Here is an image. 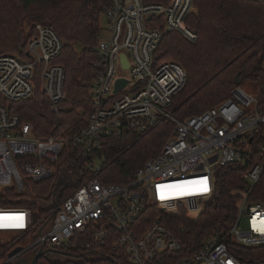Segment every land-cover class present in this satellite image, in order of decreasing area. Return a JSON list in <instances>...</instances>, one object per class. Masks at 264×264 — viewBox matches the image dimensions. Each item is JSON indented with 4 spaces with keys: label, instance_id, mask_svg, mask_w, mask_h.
<instances>
[{
    "label": "built area",
    "instance_id": "2783aa9c",
    "mask_svg": "<svg viewBox=\"0 0 264 264\" xmlns=\"http://www.w3.org/2000/svg\"><path fill=\"white\" fill-rule=\"evenodd\" d=\"M102 1L107 39L102 40L101 31L86 127L70 139L39 138L31 123L0 104V194L10 190L22 194L25 181L54 177L53 164L69 142L82 148L90 170L98 173L101 167L95 159L103 138L126 132L144 135L163 121L173 122L174 132L160 154L127 184L103 185L92 178L39 220L29 208L0 207V225L23 224L0 226V234L34 236L30 244L19 247L11 239L2 240L10 245L1 264L32 260L41 250L63 260L61 249L69 248L91 257L112 248L131 264H264L248 259L250 251L264 247V206L252 198L264 175V140L256 139L264 129V114L257 95L237 86L218 106L186 120L175 118L173 102L187 84V73L176 62H158L156 55L166 33L197 40L186 24L197 13L194 0ZM63 48L55 30L38 25L25 55L0 53V99L9 103L30 99L39 79L59 124L66 70L56 61ZM119 81L125 84L117 90ZM235 164L247 169L243 187L234 192L239 200L233 224L188 248L161 220L169 224L182 218L181 209L188 219H199L214 195L216 171ZM151 206L161 212L155 220L149 214Z\"/></svg>",
    "mask_w": 264,
    "mask_h": 264
},
{
    "label": "trees",
    "instance_id": "16d2710c",
    "mask_svg": "<svg viewBox=\"0 0 264 264\" xmlns=\"http://www.w3.org/2000/svg\"><path fill=\"white\" fill-rule=\"evenodd\" d=\"M145 1L169 3V0ZM194 5L197 13L190 15L186 24L197 40L191 42L178 32L166 33L156 55L158 62H176L187 73V84L173 102L174 117L186 120L214 108L230 97L237 86L250 92L258 88L253 93L264 114V0H194ZM103 7L102 0H0V53L25 55L38 25L51 27L64 42L56 61L66 70V101L59 124L39 79L30 99L10 103L0 99V104L8 106L12 114L33 125L36 137L54 135L70 139L86 127L92 108L91 88L97 74L94 64L100 60L97 44ZM174 129L173 122L163 121L144 135L126 132L103 138L97 153L102 160L98 173L90 170V159L82 148L69 142L53 164L54 177L42 182L25 181L22 194L14 190L1 193L0 207L29 208L39 220L92 178L103 185L127 184L147 161L160 154ZM263 132L264 129L256 137L257 143L264 140ZM246 169L235 164L216 171L214 195L199 219H188L181 209L182 218L172 219L169 224L164 219L161 222L190 249L210 235L227 230L237 215L239 196L234 192L243 187ZM252 198L264 206V175ZM149 214L152 220L161 216L156 206L150 207ZM7 239L19 247L30 244L34 236L18 232L0 234V252L4 253L0 264L9 256L10 244L2 242ZM61 251L65 253L64 260L44 256L38 264H131L112 248L96 257L73 248ZM250 253L248 259L264 261V247Z\"/></svg>",
    "mask_w": 264,
    "mask_h": 264
},
{
    "label": "water",
    "instance_id": "95a60500",
    "mask_svg": "<svg viewBox=\"0 0 264 264\" xmlns=\"http://www.w3.org/2000/svg\"><path fill=\"white\" fill-rule=\"evenodd\" d=\"M168 32H170V31H168ZM123 84H125L124 81H119L117 83V90L120 87H122ZM237 84H239V81H237ZM193 219H196L195 216H193ZM17 251H19V250H16L14 253H17ZM44 256L49 258V259H53V255L51 253H48L47 251L41 250L37 254L34 255L32 260H29L28 258H23V259H20L18 262H16V264H38L39 260Z\"/></svg>",
    "mask_w": 264,
    "mask_h": 264
},
{
    "label": "rangeland",
    "instance_id": "374dc122",
    "mask_svg": "<svg viewBox=\"0 0 264 264\" xmlns=\"http://www.w3.org/2000/svg\"><path fill=\"white\" fill-rule=\"evenodd\" d=\"M101 26H102V40H105V39H107V33H106V31H105V29L107 28V21H106V18H105L104 15H102ZM244 89H245V88H244ZM254 89H255V90H254ZM245 90L247 91V89H245ZM252 91H253L254 93H257L258 88H257V87H254V88H252ZM247 92H249V93H253V92H250V91H247ZM254 93H253V94H254ZM95 161H96V164H97L98 167H101V166H102V160L100 159V157H98L97 159H95ZM63 260H64V259H63Z\"/></svg>",
    "mask_w": 264,
    "mask_h": 264
},
{
    "label": "snow or ice",
    "instance_id": "6c2138e0",
    "mask_svg": "<svg viewBox=\"0 0 264 264\" xmlns=\"http://www.w3.org/2000/svg\"><path fill=\"white\" fill-rule=\"evenodd\" d=\"M205 190H207V189H205ZM183 194H187V193H183ZM0 226H3V227H23V224L22 223H18V224H4V225H0Z\"/></svg>",
    "mask_w": 264,
    "mask_h": 264
}]
</instances>
